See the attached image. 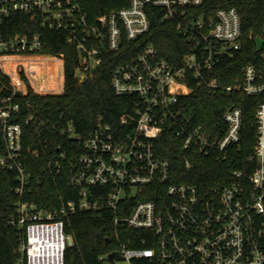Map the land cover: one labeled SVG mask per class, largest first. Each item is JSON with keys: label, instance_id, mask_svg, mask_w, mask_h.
Returning a JSON list of instances; mask_svg holds the SVG:
<instances>
[{"label": "built area", "instance_id": "2783aa9c", "mask_svg": "<svg viewBox=\"0 0 264 264\" xmlns=\"http://www.w3.org/2000/svg\"><path fill=\"white\" fill-rule=\"evenodd\" d=\"M204 3L129 0L126 7L91 18L84 0H0V69L10 79L9 92L0 95V168L16 175L19 200L7 219L21 236L16 264H65L68 241L73 240L65 230L66 217L98 210L111 212L116 244L99 256L101 264H264V69L248 64L241 82L228 87L207 80L222 55L240 49L242 30L235 7L197 18L189 13ZM149 5L161 10L164 21L176 24L194 51L177 68L159 59L153 46L120 62L112 87L118 96L136 99L133 111L120 118L117 128L99 123L88 137L71 125L62 131L79 147L60 156L70 184L80 189L79 201L50 209L24 200L30 184L24 125L34 116L23 120L16 97L28 94L26 79L36 94H62L64 59L42 53L46 43L40 34L5 37V19L14 13L39 16L43 26L65 32L78 53L76 77L85 81L101 66L105 51L118 52L125 39L134 42L149 32ZM13 67L25 71L17 74ZM34 72L42 75V83L32 79ZM189 82L212 92L263 98L254 114L256 135L249 157L241 155L240 108L226 112V132L214 140L180 113L179 98L193 91ZM166 130L180 144L187 168L194 152L234 157L239 168L230 182L211 187L173 182L170 160L156 150V140Z\"/></svg>", "mask_w": 264, "mask_h": 264}, {"label": "trees", "instance_id": "16d2710c", "mask_svg": "<svg viewBox=\"0 0 264 264\" xmlns=\"http://www.w3.org/2000/svg\"><path fill=\"white\" fill-rule=\"evenodd\" d=\"M128 5L129 0H84V8L91 18ZM229 7H235L241 16L240 49L231 55H222L213 73L206 77L208 81L216 79L224 87L241 82L243 69L248 64L264 69L263 52L257 51V40L264 41V0H205L201 7L189 9V13L197 18L202 13L211 15L219 8ZM147 12L151 21L149 32L134 42L125 39L118 52L105 51L101 66L85 81L76 77L78 53L68 43L65 32L43 26L39 16L14 13L5 19L2 27L5 37L40 34L46 43L42 53L60 55L64 59L62 94H36L26 79L28 94L16 97L23 107V120L34 116L29 124L24 125V147L29 154L27 174L30 178L24 200L50 209L79 201L80 189L70 184L66 161L60 158L62 152L71 153L79 147L69 142L62 131L71 125L78 134L88 137L99 123L117 128L120 118L133 111L136 99L118 96L112 87V75L120 62L153 46L159 59L177 68L183 58L194 51L184 34L177 30L176 24L163 20L159 8L149 5ZM189 85L193 91L179 98L177 108L180 113L191 118V126H200L214 140L226 132V112L231 107L240 108L243 116L241 155L249 157L256 135L254 114L263 98L247 96L241 91L231 94L223 90L212 92L206 85L192 82ZM9 88L10 79L0 69V95L8 93ZM179 149L180 144L167 130L156 140L160 158L171 162L175 183L211 187L216 183L230 182L232 171L239 168L234 157L223 160L216 151L207 156L199 152L191 153V167L187 168ZM56 162L60 163L59 168L55 167ZM15 186V173L0 168V264H16L20 257V233L7 223L19 200ZM65 230L73 238V245L65 253V264H101L99 256L116 246L113 242L112 214L107 210L78 211L69 215L65 219Z\"/></svg>", "mask_w": 264, "mask_h": 264}, {"label": "rangeland", "instance_id": "374dc122", "mask_svg": "<svg viewBox=\"0 0 264 264\" xmlns=\"http://www.w3.org/2000/svg\"><path fill=\"white\" fill-rule=\"evenodd\" d=\"M14 70H15V73L17 74H22L24 73V67H13ZM37 73H33L31 74L30 76L32 77V79L38 83H42L41 80H42V75H40V77L36 76Z\"/></svg>", "mask_w": 264, "mask_h": 264}, {"label": "water", "instance_id": "95a60500", "mask_svg": "<svg viewBox=\"0 0 264 264\" xmlns=\"http://www.w3.org/2000/svg\"><path fill=\"white\" fill-rule=\"evenodd\" d=\"M263 50H264V41L261 39H258L257 40V51L262 52ZM68 245H69V247L73 245L72 239H69ZM110 258H113V256L111 255Z\"/></svg>", "mask_w": 264, "mask_h": 264}]
</instances>
